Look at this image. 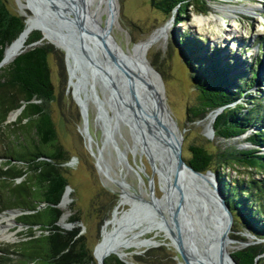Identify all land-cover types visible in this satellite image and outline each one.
Segmentation results:
<instances>
[{
  "label": "trees",
  "instance_id": "1",
  "mask_svg": "<svg viewBox=\"0 0 264 264\" xmlns=\"http://www.w3.org/2000/svg\"><path fill=\"white\" fill-rule=\"evenodd\" d=\"M150 2L165 15L176 14L175 25L192 8L208 11L207 0ZM25 20L11 13L6 1L0 0V61L5 57L6 47L26 28ZM177 35L175 44L197 93L195 103L187 108L189 120H203L209 113L224 107L214 122L217 138L230 139L255 126L261 128L248 136V142L253 145L250 148L230 145L211 151L206 146L191 144V156L185 160L198 171L211 169L217 173L234 215V228L242 227L259 241L234 251L236 261L264 264V177L228 180L223 174L225 169L237 166L264 174L263 105L249 94L243 83L232 78L233 67L229 62H222L218 49H209L202 40L190 35ZM42 37L40 30H33L24 48ZM51 54L59 57L64 69L62 52L51 42L28 47L7 67L0 68V158L3 159L0 163V213L13 209L22 211L17 221L24 227L19 241L9 249H0L2 264H97L83 227L79 225V213L70 218L75 225L72 229L58 224L64 214L60 203L69 185L66 166L72 156L58 141L52 115L55 86L49 63ZM242 99L252 106L240 103ZM22 106L17 119L8 122L10 114ZM231 236L238 238L235 234ZM106 263L127 264L115 254L109 256Z\"/></svg>",
  "mask_w": 264,
  "mask_h": 264
},
{
  "label": "rangeland",
  "instance_id": "2",
  "mask_svg": "<svg viewBox=\"0 0 264 264\" xmlns=\"http://www.w3.org/2000/svg\"><path fill=\"white\" fill-rule=\"evenodd\" d=\"M5 1L9 11L13 14L21 15L26 19L27 14H33L29 9L25 10L24 13L19 0ZM207 1L208 11L199 12L197 8H192L187 15L181 17L180 23L175 25L176 14L172 16L163 14L151 5L150 0H119V22L122 27H116L111 31L119 48L127 52L133 50L136 44L150 40L158 30H161L158 37L153 40L147 56L163 76L167 102L173 115L179 122L181 129H186L183 145L184 158H190L189 146L191 144L206 146L211 151H215L217 147L224 148L230 145L243 148L252 147L248 142V136L261 128L255 126L238 137L219 139L208 129L210 117L199 121L189 120L187 108L195 103L197 93L190 79V71L185 66L175 44L177 34L178 37L190 35L202 40L209 49H218L222 62H229L233 67L232 78L240 84L243 83V87L248 89L249 94L254 96L253 98L259 99L260 104L263 105L261 115H264V0ZM226 5L244 6L245 9L220 11L216 8ZM211 14H215V17L209 22L199 23L197 21V17ZM166 25L167 27H165ZM48 39L46 37L42 42H49ZM59 50H61L64 59V69L57 55L51 54L49 56L52 80L55 86V100L52 102L51 108L58 131V141L72 156L66 166V175L72 191L68 192L69 203L67 208L61 207L64 214H67L63 224L71 223L70 218L79 213L81 217L79 225L83 227L89 248L94 252L103 235H109L117 227L118 222L130 207L128 204L130 203L129 197L121 192V188L115 182L117 177L120 176V180L129 184V192L140 193L145 200H150L148 178L143 174L144 183H142L136 172L129 170L127 166H124L126 168L122 167L118 151L112 141L116 142L117 148L127 152L129 163L141 166L149 176L154 172L152 164L140 144H134L128 126L120 125L112 137L105 136L98 118V108L94 101L86 98V90L91 95L93 92L88 85L86 89L81 87V93L87 99L88 128L93 140V149L101 157L102 168L100 167L98 159L89 145L87 134L82 130L86 125L85 112L77 100L75 89L70 88L69 80L71 78L65 51L61 48ZM74 72L76 80H78L81 73L76 65H74ZM97 89L102 97L103 94L98 86ZM239 102L247 107L252 106L246 99ZM12 115L10 114L8 122L17 119ZM261 152L264 153V147H262ZM2 161L3 159L0 158V163ZM156 169L160 171L158 164H156ZM223 174L228 180H248L252 176L257 179L264 177V174L240 166L225 169ZM155 181L156 194L162 197L163 191L160 188L157 172H155ZM117 206L119 207L113 218ZM124 210L125 212L122 213ZM11 216V220L5 219V217ZM17 218L18 215L12 212L0 213V228L5 227L7 229V237H3V232L0 231V249H9L21 239L24 227L19 229L18 224H16ZM108 220L110 221L107 222ZM153 225L142 221L129 226V230L137 233V240H147V238L154 237L163 244L149 248H146L147 246H132L127 249L131 252L127 260L134 264H180L182 259L178 250L171 244L170 237L165 231L155 228ZM241 228L236 226L231 231L232 235L235 234L240 239L236 240L230 247L232 252L247 244L259 243L256 238L246 236V230ZM237 229L241 232L239 233ZM142 250L145 251L136 253ZM0 264L2 263L0 262Z\"/></svg>",
  "mask_w": 264,
  "mask_h": 264
},
{
  "label": "water",
  "instance_id": "3",
  "mask_svg": "<svg viewBox=\"0 0 264 264\" xmlns=\"http://www.w3.org/2000/svg\"><path fill=\"white\" fill-rule=\"evenodd\" d=\"M27 1L32 4L29 10L36 16L33 28L40 30L43 37L26 45L17 56L28 47L41 44L46 39L45 29H54L53 35L68 46L72 52L74 64L81 73V77L78 79L79 85L83 89L89 85L93 90L94 102L98 108V118L103 121L104 132L105 130L108 134L110 132V137H112L118 126H128L134 144L141 145L152 164L154 174L149 176L141 166L129 163L125 154L122 155L123 158L121 157L126 166L136 172L140 179H144V174L148 178L150 186V200H145L140 195L132 197L133 201L128 203L130 207L127 209V214L124 215L122 228L125 229L142 221L164 226L170 234L171 244L180 254L182 259L180 264H239L230 250V244L240 239L231 236V231L234 230V215L225 199L218 175L211 169L206 172L198 171L186 162L183 155L186 129H181L165 100L163 76L147 56L150 48L149 42L146 40L142 43L141 61L145 64L149 61L150 65L146 69L141 65L143 63H136V65H140H137V72H135L131 67L135 63L133 61L128 63L118 54L119 45L111 31L105 30L104 35H101L99 32L95 33L88 24L86 0ZM115 1L113 0V3ZM112 10L114 11V7ZM25 23L27 26L28 19L25 20ZM95 34L103 40V44L93 41L96 40ZM107 38L113 48L109 46V43L106 44ZM48 41L57 48H61L51 39ZM63 50L71 78L69 54L67 49ZM3 61L4 58L0 61V66ZM97 86L100 88L104 100H101ZM23 108L24 106L12 112V116L18 117ZM223 109L224 107H220L207 116L211 117V133L215 134L214 122ZM140 114L147 115V118H139ZM84 118L87 123L85 114ZM147 119H150L151 122ZM112 142L117 150L116 142L114 140ZM251 146L253 145L251 144ZM154 163L160 167V172L157 174L160 188L163 191L162 197L156 194ZM69 191H72L70 185L66 187L63 194L61 207L65 195ZM118 207L113 213V218ZM8 212L18 216L23 213L16 209L8 210ZM63 219L64 214L58 221L62 227L72 229L75 226L73 223L63 224ZM16 224L19 229L23 228V225L18 221ZM238 232L240 233V231ZM245 235L256 238L248 231ZM117 237L118 234L113 232L103 235L93 252L97 264H107L106 259L111 255ZM147 240L149 243L146 248L163 244L154 237L147 238ZM98 251L102 252L101 258L97 256ZM128 253L123 252L116 255L127 264H134L124 258Z\"/></svg>",
  "mask_w": 264,
  "mask_h": 264
},
{
  "label": "bare ground",
  "instance_id": "4",
  "mask_svg": "<svg viewBox=\"0 0 264 264\" xmlns=\"http://www.w3.org/2000/svg\"><path fill=\"white\" fill-rule=\"evenodd\" d=\"M19 1H20L21 9L23 10L24 13L26 12L25 10L30 9L32 7V4L29 3L27 0H19ZM86 2H87V20L89 22L88 24H90L91 28L95 31V33L99 32V33H101V35H104V31L105 30L113 31L116 27H120V28L122 27L120 25V22H119V16H120V3H119V0H116L114 3H113V0H86ZM113 7H114V11L112 10ZM216 8H218L220 11H224L225 9H229V10H232V11H234V10L235 11L236 10H244L245 9L244 6L243 7H236V6H230V5L217 6ZM27 16H28L27 17L28 24H27L24 32L22 33V35L17 40H15L13 43H11V44H9L7 46L5 57H4V61L2 62L0 68L7 66L8 64H10L15 59L17 54L24 48L29 34L34 30L33 27L35 26V22L34 21L36 19V16L34 14H31V15L27 14ZM214 17H215V14L214 15L213 14H211V15H201V16L197 17V21L199 23H205V22H209ZM54 31H55L54 29H52V30L45 29V35H46V37H48L49 39L54 41L56 44H58L61 48L67 49L68 54H69V56H68L69 57L68 58L69 59V64L71 66V71H72L71 72V79H70V88L71 89L72 88L75 89L77 100L79 101V104L81 105V107L84 109V112H85V115H86L87 114L86 113L87 112L86 100L87 99H90L92 101L95 100V98L93 97V92H92V95H91V93L87 92V90H86V98L87 99L83 97V95L81 93V91H82L81 90V86L79 85L78 80H76V75H75V72H74V65L75 64H74V61H73L72 56H71L72 52H71V50H70V48L68 46H66L64 43H62L58 38H56L53 35ZM160 33H161V30H158L152 36V38H150V40H147V42H149L150 46L153 43V40L156 37H158V35ZM95 35H96V37H95L96 40H93V41L95 43L103 44V40L100 39V37L98 38L97 34H95ZM105 41H106V44L109 43V46L111 48H113V46L109 42L108 38ZM142 43L143 42H141L140 44H137L134 47L133 50H128L127 52L122 51L120 48L118 50V52H119L118 54L121 55V58L125 59L128 63H130V61H133L135 63V64L131 65V67L133 68V70L135 72H137V65H140L141 63H143L141 61V58H142V55H141L142 54L141 53ZM102 47H101V49H103ZM103 51H104V49H103ZM136 63H140V64L136 65ZM141 65L145 66V68L147 69V67H149V65H150V62L148 61L147 64L143 63ZM164 96H165V100L167 102L166 87H165V90H164ZM101 100H104V98L101 97ZM146 116L147 115H143V114L138 115V117L139 118L141 117V119L146 117ZM86 119H87V123H86L84 129H82V130H83L84 133L87 134V138L89 140V145L91 147V150L93 151V153H95V151L93 149V140H92V137H91V135L89 133L87 115H86ZM210 120H211V117H210ZM99 121H100L102 127L104 128L103 121H101V120H99ZM147 121L151 122L150 119H147ZM141 122H143V120H141ZM208 129L210 131H212L211 121H210V124L208 126ZM110 134H111L110 132L108 134V132H106V130H105V136L106 137H109ZM117 151H118V156L121 159L122 167L126 168V167H124V166H126V164H125L124 160L122 159L123 158L122 155L125 154L126 158H127V152L122 150V149H120V148H117ZM143 151L145 153L144 149H143ZM95 157L98 159L99 165L102 168L101 157H99L98 154H96V153H95ZM154 165H155V168H156V163H154ZM129 170H132V169L129 168ZM159 170H160V167H159ZM156 172L158 173L160 171H158L156 169ZM141 181H142V183H144V179L141 178ZM115 182L121 188V192L123 194L127 195V197H129V202L130 203H132V201H133L132 197L134 195L142 196L140 193H135L134 194V193L129 192L128 191L129 184L127 182H125L124 180L123 181L120 180V176L115 179ZM68 203H69V195H68V192H67L66 195H65L64 201L62 203L63 207L67 208ZM66 216H67V214H64V219H66ZM124 217L125 216L123 215V217L118 222L117 227L112 231L114 234H118V237H117L116 244H114V246L112 248L111 255L120 254V253H123V252H129L127 249L132 247V246H134V247H143V246H147L148 243H149L148 240H137V233H134L133 231L129 230V227H127L125 229L122 228V222H123ZM11 218H12V216L11 217H7V218L5 217V219H7V220H11ZM64 219H63V221H64ZM153 226L155 228H159V229L165 231L166 234L170 237V234H169L168 230L164 226H158L157 224H154ZM6 230L7 229L5 227L0 228V231L3 232V237H7ZM233 244L234 243H231L230 247L233 246ZM130 255H131V252L126 254L124 256V258L125 259H129ZM97 256L99 258H101L102 252L98 251L97 252Z\"/></svg>",
  "mask_w": 264,
  "mask_h": 264
}]
</instances>
